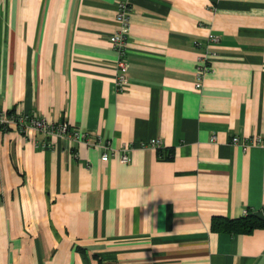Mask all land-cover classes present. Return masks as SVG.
<instances>
[{"label": "crops", "instance_id": "obj_1", "mask_svg": "<svg viewBox=\"0 0 264 264\" xmlns=\"http://www.w3.org/2000/svg\"><path fill=\"white\" fill-rule=\"evenodd\" d=\"M0 111L87 138L0 132V264H264V227L210 229L264 216V0H0Z\"/></svg>", "mask_w": 264, "mask_h": 264}, {"label": "built area", "instance_id": "obj_2", "mask_svg": "<svg viewBox=\"0 0 264 264\" xmlns=\"http://www.w3.org/2000/svg\"><path fill=\"white\" fill-rule=\"evenodd\" d=\"M114 23L116 30L109 36V43L112 50L115 52L116 60L114 63V70L116 74L113 77L114 86L117 91L123 90L126 84V62L124 60V54L126 51L125 41L129 29V8L128 2H118L114 11ZM215 37H209L208 41L214 43L216 42ZM208 56L205 54L200 55L197 58V64L195 67V85L194 89H198L200 86V78L202 74L207 70ZM9 130H14L17 133L24 135L27 132L40 133L46 138L56 136L63 137L71 141L73 144L87 143L86 134L80 132L73 127H70L65 120H60L59 122L51 123L44 119H41L34 115L21 114L18 112H4L0 111V132H6ZM237 142L236 138H231L230 143L235 144ZM90 147L95 149L105 150L106 146L99 142L97 138L88 143ZM255 145L264 150V137L261 136H250L243 140L241 146L245 148L246 146ZM158 140H148L147 142L140 143L139 147H150L158 148ZM41 147H46L45 142L41 144ZM107 154L103 152L100 155L99 160L101 162L106 161ZM120 163H125L126 158L124 155L119 157ZM244 213V212H243Z\"/></svg>", "mask_w": 264, "mask_h": 264}, {"label": "trees", "instance_id": "obj_3", "mask_svg": "<svg viewBox=\"0 0 264 264\" xmlns=\"http://www.w3.org/2000/svg\"><path fill=\"white\" fill-rule=\"evenodd\" d=\"M169 158L170 154L164 157V159ZM262 227H264V216L248 212L237 219L213 218L210 221L211 230L228 234L249 233L253 229Z\"/></svg>", "mask_w": 264, "mask_h": 264}]
</instances>
